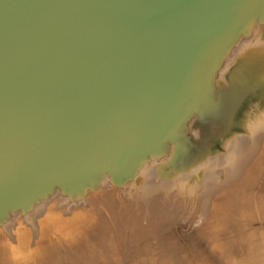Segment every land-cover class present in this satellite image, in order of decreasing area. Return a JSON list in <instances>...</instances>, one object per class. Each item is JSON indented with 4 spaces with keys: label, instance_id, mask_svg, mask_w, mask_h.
<instances>
[{
    "label": "water",
    "instance_id": "water-1",
    "mask_svg": "<svg viewBox=\"0 0 264 264\" xmlns=\"http://www.w3.org/2000/svg\"><path fill=\"white\" fill-rule=\"evenodd\" d=\"M259 25L264 0H0V225L133 180Z\"/></svg>",
    "mask_w": 264,
    "mask_h": 264
},
{
    "label": "rangeland",
    "instance_id": "rangeland-1",
    "mask_svg": "<svg viewBox=\"0 0 264 264\" xmlns=\"http://www.w3.org/2000/svg\"><path fill=\"white\" fill-rule=\"evenodd\" d=\"M263 61L259 25L216 76L237 89L234 69L235 82L253 87L240 97L244 115H254L250 124L235 130L242 118L232 113L227 133L210 127V149L186 169L169 172L168 144L123 187L104 179L80 201L55 193L30 213L12 215L0 225V264H264V111L255 118ZM194 119L184 133L191 140Z\"/></svg>",
    "mask_w": 264,
    "mask_h": 264
},
{
    "label": "bare ground",
    "instance_id": "bare-ground-1",
    "mask_svg": "<svg viewBox=\"0 0 264 264\" xmlns=\"http://www.w3.org/2000/svg\"><path fill=\"white\" fill-rule=\"evenodd\" d=\"M264 64V61L262 62ZM259 64V63H258ZM236 76V75H235ZM237 77V76H236ZM225 77H220L217 78L214 81V94L212 96L210 95H206V92L204 93V97H201L198 101H196L191 107L188 108L187 112H192L194 113L195 119H194V126H199L198 127V131H195V139L192 138V140L190 139L189 141V137L185 136L184 133L185 131L182 130V127H179L176 135L174 137H172L170 139L171 142H174V146H173V150H172V156H171V162L168 164V169L169 172L171 171H176V170H183L186 169L188 166L192 165V163L195 161V159L199 158L200 156H202L206 151H208V149H210V147L208 146L209 141L211 140L212 136H211V130H206L204 131H199L200 130V126L201 125H209L213 122H217L220 123L219 126L220 128H218L217 130L215 128H213V132L217 131V133H220L219 135L221 136V134L227 133V130H224V128L229 127V123H232L233 120L230 122L232 113L235 114L234 119L237 117L236 120L239 121V118H242V124L239 123L237 124V126L235 127V130L240 129L243 125V123L245 124H250L251 122L248 121V119H254L252 116L248 115L247 117L244 115V109L246 108V99L242 101H240V107L236 108L234 107L236 102L238 100H240V90L241 88L239 87V84L237 82L234 81L235 78H233L232 76V80L235 82L234 85L237 89H234L236 91V94L233 96V102L231 100V96L225 91L226 87L229 88V86L227 84H225ZM252 79H248V81H250ZM254 81V80H253ZM218 82V86L221 84L224 85L221 88H217L215 89V83ZM254 83H256L254 81ZM264 84V81H260V87H262L261 85ZM226 86V87H225ZM256 92L260 93L259 95V100L256 101L258 102L259 106H258V111L263 112L264 111V88H260L257 85V88L255 89ZM246 94V89L242 88V92H241V96ZM241 105L243 108H241ZM240 110V111H239ZM243 110V113L241 112ZM263 115V114H262ZM247 118L246 119H244ZM258 118V117H255ZM217 120V121H215ZM235 120V121H236ZM228 123V125H225V123ZM248 122V123H247ZM225 126V127H224ZM205 127V126H203ZM234 130V131H235ZM211 136V137H210ZM198 138V139H197ZM169 141V140H168ZM191 141H196L195 144L192 145ZM164 144L161 146H156V145H152L142 156H145L147 154H149L151 151L153 150H163L165 148ZM167 150V147H166ZM141 156V157H142ZM132 167V166H131ZM131 167L129 169H131ZM128 169V170H129ZM159 170L162 169L161 167L159 168ZM162 174V173H161ZM165 174V173H163ZM116 180H120L123 179L122 175L116 176L115 177Z\"/></svg>",
    "mask_w": 264,
    "mask_h": 264
},
{
    "label": "crops",
    "instance_id": "crops-1",
    "mask_svg": "<svg viewBox=\"0 0 264 264\" xmlns=\"http://www.w3.org/2000/svg\"><path fill=\"white\" fill-rule=\"evenodd\" d=\"M259 70V69H258ZM258 70H257V74H259V72H258ZM231 74L232 75H236V71L233 69V72L231 71ZM226 78V80H227V77H225ZM233 78H236V76L235 77H233ZM250 79V78H249ZM230 80H232V79H230ZM248 81V80H247ZM226 82V81H225ZM229 82H231V81H229ZM229 82L227 81L226 82V84L229 86V88L227 89V90H225V91H228V94L231 96V100H232V102H233V96L236 94V91L233 89V88H231L230 87V84H229ZM234 82V81H233ZM250 83H251V80L249 81ZM235 83V82H234ZM237 83L239 84V87L241 88V90H240V97H241V92H242V88H244V85L245 84H243V82H242V80H237ZM248 83V82H247ZM251 85H253L252 83H251ZM246 86V88H249V90H247L246 88V94H248V93H250V89L252 90V86H248V85H245ZM254 86V85H253ZM263 88H264V85H261ZM235 87V86H234ZM236 88V87H235ZM242 100H243V98H241ZM241 100V101H242ZM262 114L263 113H259L258 115L260 116V117H262ZM250 116H252V115H250ZM254 116V115H253ZM252 116V117H253ZM256 117H258V116H256Z\"/></svg>",
    "mask_w": 264,
    "mask_h": 264
},
{
    "label": "flooded vegetation",
    "instance_id": "flooded-vegetation-1",
    "mask_svg": "<svg viewBox=\"0 0 264 264\" xmlns=\"http://www.w3.org/2000/svg\"><path fill=\"white\" fill-rule=\"evenodd\" d=\"M264 85V84H263ZM258 113H262L261 111H258ZM258 117H260L259 115H257ZM256 117V116H255Z\"/></svg>",
    "mask_w": 264,
    "mask_h": 264
}]
</instances>
